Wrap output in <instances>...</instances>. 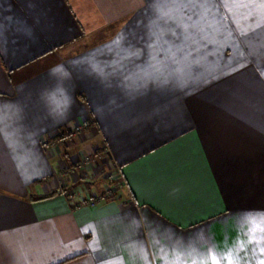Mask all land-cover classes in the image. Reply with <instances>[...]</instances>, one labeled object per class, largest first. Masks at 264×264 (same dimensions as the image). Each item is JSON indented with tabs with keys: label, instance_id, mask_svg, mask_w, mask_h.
Wrapping results in <instances>:
<instances>
[{
	"label": "crops",
	"instance_id": "obj_1",
	"mask_svg": "<svg viewBox=\"0 0 264 264\" xmlns=\"http://www.w3.org/2000/svg\"><path fill=\"white\" fill-rule=\"evenodd\" d=\"M0 264H264V0H0Z\"/></svg>",
	"mask_w": 264,
	"mask_h": 264
},
{
	"label": "rangeland",
	"instance_id": "obj_2",
	"mask_svg": "<svg viewBox=\"0 0 264 264\" xmlns=\"http://www.w3.org/2000/svg\"><path fill=\"white\" fill-rule=\"evenodd\" d=\"M233 103V102H232ZM232 105L229 106V108H231ZM239 103H234L233 104V107L234 109H239ZM220 120H224V119H220ZM241 120V119H239ZM86 123H89L88 126L91 125L90 123V120H86L85 121ZM84 122V124H85ZM88 126H83L82 125V128H80V126H78L76 128V130H73V133L76 137L78 134H80V132L84 131ZM81 130H80V129ZM78 133V134H77ZM47 140L45 141L44 145L46 146L47 144ZM64 148V147H63ZM65 150V154H66V157H67V153L69 152L68 150ZM109 149L108 147L105 145L102 149V151L98 154V158L96 159L97 160V163L98 164H101L100 166H102L103 164H106V161L110 158V155H109ZM69 159V158H68ZM95 161L92 159L91 155H88V154H85V155H82L80 154V158L79 160H75L74 163H72V165L70 164V162H68V166L66 167L67 169V173L65 171V173L68 175L69 173L70 174H73V175H79L80 176V181H82V186H86V184L88 183H91V182H100V183H106L107 184V194H108V190H116V189H119L120 187V181H119V170L118 168L115 170H112L110 171L109 169H107L106 167V173H105V177L104 176H100V175H95ZM71 171V172H70ZM64 173V172H63ZM61 191H65L67 193H69L70 195L73 194V191H71L70 188H67L65 189L64 187H62ZM110 193V192H109ZM111 194V193H110ZM72 196H75V194H73ZM94 197L91 198V200H94L92 202L96 203V200L95 199H98L99 197L93 199ZM91 202V203H92Z\"/></svg>",
	"mask_w": 264,
	"mask_h": 264
},
{
	"label": "built area",
	"instance_id": "obj_3",
	"mask_svg": "<svg viewBox=\"0 0 264 264\" xmlns=\"http://www.w3.org/2000/svg\"><path fill=\"white\" fill-rule=\"evenodd\" d=\"M88 125H89V123H86V122H85V124H83V126H88ZM80 128H82V127H80ZM80 128H79V129H80ZM110 192H112V190H110ZM90 201L92 202V201H94V200H91V198H90ZM92 204H94V202H92Z\"/></svg>",
	"mask_w": 264,
	"mask_h": 264
}]
</instances>
